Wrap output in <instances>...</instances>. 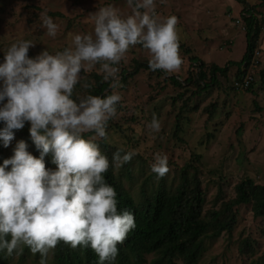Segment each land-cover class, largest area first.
I'll use <instances>...</instances> for the list:
<instances>
[{
  "label": "clouds",
  "instance_id": "clouds-1",
  "mask_svg": "<svg viewBox=\"0 0 264 264\" xmlns=\"http://www.w3.org/2000/svg\"><path fill=\"white\" fill-rule=\"evenodd\" d=\"M127 3L128 15L111 5L97 9L92 33L73 35L72 46L54 54L43 48L30 56L36 44L26 39L0 50V144L8 147L27 122L39 153L33 155L28 142L19 139L0 163V251L8 256L19 255L21 245H27L40 254L39 264H47L50 250L63 241L73 249L90 247L97 264H114L117 245L136 227L133 213L118 210L116 190L105 182L109 158L93 138L83 135L106 137L108 121L116 116L122 98L114 91L73 97L83 73L96 64L102 79L116 88V66L133 45L148 50L151 70L173 74L181 68L177 17H161L156 0ZM42 24L49 36L56 35L51 17L43 15ZM147 127L160 130L155 114ZM49 154L54 168L45 166ZM133 155L117 150L112 166ZM150 170L157 179L164 177L169 172L167 155L154 154Z\"/></svg>",
  "mask_w": 264,
  "mask_h": 264
},
{
  "label": "rangeland",
  "instance_id": "rangeland-1",
  "mask_svg": "<svg viewBox=\"0 0 264 264\" xmlns=\"http://www.w3.org/2000/svg\"><path fill=\"white\" fill-rule=\"evenodd\" d=\"M245 1L248 5L240 0H156V12L161 17H177L183 64L173 74L184 79L189 70L196 72L190 67V54L184 47H190L192 54L205 61L208 77L212 63L225 66L230 60H241L246 49L244 8H252L259 18L264 16V0ZM107 5L123 15L131 13L127 0H0V50H6L15 40L26 39L36 44L30 47V56L43 48L52 54L62 51L72 46L73 35L92 33L96 10ZM43 15L51 17L57 25L54 37L47 34L42 24ZM149 55L141 45H133L116 67L132 69L135 59L148 60ZM236 69V65L230 67V79L218 74V85L200 96H193L189 101L191 105L183 111L178 132L177 116L191 91L174 102L173 97L180 93L179 87L165 80V75L146 68L118 86L122 99L116 116L108 121L106 141L125 152L135 153L128 169L121 163L115 170L118 174L127 170L132 173V179L124 176L123 180L136 198H141V181L151 173L154 154L168 157L169 185L178 182L175 171L189 161L192 154L198 155L200 176L207 191L205 211L218 209L222 202L234 198L237 183L245 177L264 185V27L255 60L244 77H251L248 85L243 80L235 86ZM95 72L103 73L99 64L85 73ZM251 83L252 91L246 90ZM83 94V90L78 92L79 96ZM195 104L197 108L193 109ZM212 104L215 111L209 119ZM153 114L161 124L158 132L147 127ZM91 137L100 139L95 135ZM16 140H19L17 135L8 147L3 146L5 158L12 154ZM237 216L232 233L225 231L217 238L204 239L205 249L198 264H264V217L254 216L251 204L239 205ZM247 236L254 240L253 252L239 249ZM21 248L19 255L8 256L9 264H39L40 256L31 251L21 260L23 245ZM52 256L50 250L47 264H54ZM151 259L148 257L145 264H152Z\"/></svg>",
  "mask_w": 264,
  "mask_h": 264
},
{
  "label": "trees",
  "instance_id": "trees-1",
  "mask_svg": "<svg viewBox=\"0 0 264 264\" xmlns=\"http://www.w3.org/2000/svg\"><path fill=\"white\" fill-rule=\"evenodd\" d=\"M246 3L245 0H240ZM246 5H248L246 3ZM243 19L245 24L246 49L240 61L230 60L225 66H219L212 63L210 66V77L207 75L206 63L196 54H192L190 47H184V51L189 55L190 67L196 69V72L189 70L188 76L181 79L178 74H165L161 69L151 70L148 67V60L135 59L132 69L126 66H118L119 85H124L129 78L133 77L141 68H146L157 75H165V80H170L175 86H178L180 93L173 97V101L183 99L186 92L191 91L177 116L178 122L176 131L180 129V120L183 117V111L191 105L189 101L193 96H200L208 92L214 86L219 84L218 74L230 79V67L237 66L234 74L236 82L241 83L247 75V70L255 60V54L258 49L259 37L264 27V16L259 18L252 8L245 7L243 10ZM54 15V13H52ZM61 15V14H59ZM181 44L179 43V48ZM103 73H83V78L74 86L73 97H82L88 94L107 95L111 92H117L118 86L112 88L109 81L102 79ZM85 85H88L85 87ZM252 83L246 88L252 91ZM190 86L194 89L190 90ZM163 88V87H162ZM83 90L82 96L78 92ZM197 108V104L193 109ZM215 105L212 104L209 112V119L212 115ZM29 124L26 122L22 129L16 130L15 135L19 139H25L29 145V151L33 155H38L29 137ZM107 133V131H106ZM85 137L95 135L93 132L84 133ZM177 135V133H175ZM94 139V138H93ZM99 145L100 150L109 158L110 167L104 173L105 182L112 185L117 193L118 210L127 209L134 215L136 227L132 229L122 244H118V255L114 264H145L148 257H152V264H198L204 249L205 238H217L223 232L232 233L237 222V207L243 204H251L254 216L264 217V185L257 183L252 177L241 179L236 185V196L232 199L222 202L220 208L205 211L207 191L203 186V180L200 176V167L197 163L198 155L182 164L176 172L177 183L168 184L166 175L160 179L151 172L141 181L140 194L138 199L125 185L123 177L132 179V173L127 170L126 173H117L112 166V155L117 150L122 154L123 149L112 146L106 141V137L94 139ZM5 158L3 145L0 144V163ZM46 167L54 168L55 165L50 162V154L45 157ZM129 162H126L128 169ZM144 164V161H143ZM149 186H151L149 189ZM254 240L245 237L239 249L241 252H253L252 245ZM25 259L30 253L27 245H23ZM37 257L40 254L35 253ZM52 260L54 264H97V255L90 247L75 249L68 244L60 241L52 249ZM10 257V256H9ZM9 257L5 252L0 251V264H9Z\"/></svg>",
  "mask_w": 264,
  "mask_h": 264
},
{
  "label": "built area",
  "instance_id": "built-area-1",
  "mask_svg": "<svg viewBox=\"0 0 264 264\" xmlns=\"http://www.w3.org/2000/svg\"><path fill=\"white\" fill-rule=\"evenodd\" d=\"M250 79H251L250 76H249L248 78H244V84H245V85H248L249 82H250Z\"/></svg>",
  "mask_w": 264,
  "mask_h": 264
}]
</instances>
